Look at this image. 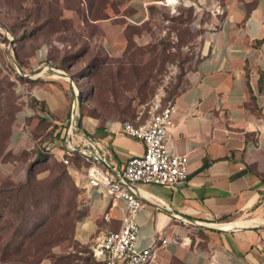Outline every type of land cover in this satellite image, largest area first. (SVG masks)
Instances as JSON below:
<instances>
[{
    "label": "crops",
    "instance_id": "obj_1",
    "mask_svg": "<svg viewBox=\"0 0 264 264\" xmlns=\"http://www.w3.org/2000/svg\"><path fill=\"white\" fill-rule=\"evenodd\" d=\"M199 1L208 6L219 1L224 12L216 27L205 30L203 55L173 100L176 126L169 147L188 154L190 173L175 186L130 184L144 202L135 215L138 245L168 238L159 248L160 264H264V220L220 226L254 211L264 216V0ZM111 2L115 8L108 6L104 17L89 21L96 27L97 47L117 57L126 49L128 27L149 20L158 1ZM43 55L32 57L26 74L31 86L24 94L35 105L26 99L16 112L7 150L20 154L42 140L62 141L64 148L76 146L75 153L86 152L91 162L99 160L119 176L131 155L143 153V142L111 131L109 122L82 116L69 73L42 61ZM41 118L46 129L39 127ZM70 124L77 143L70 139ZM86 168L71 167L86 206L74 239L93 249L107 232L119 229L125 209L121 200L88 185ZM26 170L24 161L0 160V179H23Z\"/></svg>",
    "mask_w": 264,
    "mask_h": 264
},
{
    "label": "rangeland",
    "instance_id": "obj_2",
    "mask_svg": "<svg viewBox=\"0 0 264 264\" xmlns=\"http://www.w3.org/2000/svg\"><path fill=\"white\" fill-rule=\"evenodd\" d=\"M157 1L149 20L128 30L126 49L115 57L97 47L92 40L96 27L89 21L104 17L108 6L115 8L111 0H0V160L12 155L27 163L23 179L4 177L0 188L31 183L28 201L35 198L40 206H31L26 232L41 226L44 237L55 235L52 255H71L75 264H101L89 245L74 239L76 224L86 213L76 174L53 154L7 150L16 112L27 99L21 88L31 86L26 74L40 52L42 61L51 60L73 79L82 116L101 124L145 123L187 86L188 73L203 55L205 30L216 27L221 14L219 1L209 6L199 0ZM27 101L35 105L32 98ZM39 127L46 129L44 122ZM9 217L16 221L8 208H0V226ZM250 219L256 224L264 216L254 211L229 221ZM56 259L47 256L35 264H55ZM0 264L15 263L0 259Z\"/></svg>",
    "mask_w": 264,
    "mask_h": 264
},
{
    "label": "built area",
    "instance_id": "obj_3",
    "mask_svg": "<svg viewBox=\"0 0 264 264\" xmlns=\"http://www.w3.org/2000/svg\"><path fill=\"white\" fill-rule=\"evenodd\" d=\"M217 11L224 12L222 4L218 6ZM72 82L74 92L79 96V90L73 80ZM21 90L24 92L23 88ZM176 112V103L172 101L155 112L145 123L109 122L111 131L139 139L144 144L143 153L131 155L119 176L113 175L99 160L91 162V157L87 156L86 152L83 153L84 158L90 162L85 171L88 185L102 190L114 200H121L125 209L119 229L107 232L92 249L93 256L101 264H160L159 248L168 242V238L160 236L148 247L138 245L139 227L135 215L144 202L130 184L144 182L175 186L188 178L190 173L188 154L174 152L169 147L171 133L176 126ZM74 131L75 126L70 124L68 127L70 139L77 143ZM41 148L72 167L70 157L77 150L76 146L64 148L62 141H59L43 143ZM172 241L180 243L176 238ZM212 264L217 263L212 260Z\"/></svg>",
    "mask_w": 264,
    "mask_h": 264
},
{
    "label": "trees",
    "instance_id": "obj_4",
    "mask_svg": "<svg viewBox=\"0 0 264 264\" xmlns=\"http://www.w3.org/2000/svg\"><path fill=\"white\" fill-rule=\"evenodd\" d=\"M134 27L135 26H129L128 30H131ZM41 121H46V119L41 118ZM42 142L43 140L31 150V154H37L39 157L49 155V153L42 150ZM5 160H17V158L10 155V157ZM70 162L72 164L81 162V164L85 166L90 164L89 161L77 153H74V155L70 157ZM8 185L0 188V208H8L9 212L12 215L14 214L17 218L15 221V218L9 217L5 220L4 225L0 226V232L3 231L2 233L4 234L0 235V259L14 262L15 264H35L47 256H52L58 258L56 259L55 264H75L73 263L71 255L58 257L52 255L50 248L52 243L55 241L54 239H56L55 235L50 238L47 236L44 237L41 235V226L38 227V229L36 228L30 232H26L27 225L30 221L31 206L34 208H39L38 206H40L39 203L36 202L35 198L32 202L28 201L27 189L31 186V183L26 181L25 183L16 185L15 183L10 182ZM39 225H43V222ZM59 233L60 232H58V234ZM19 237L21 241H18Z\"/></svg>",
    "mask_w": 264,
    "mask_h": 264
},
{
    "label": "bare ground",
    "instance_id": "obj_5",
    "mask_svg": "<svg viewBox=\"0 0 264 264\" xmlns=\"http://www.w3.org/2000/svg\"><path fill=\"white\" fill-rule=\"evenodd\" d=\"M168 3H173L174 0H166ZM62 71V70H60ZM58 76V75H56ZM255 219V218H254ZM261 220V219H260ZM263 222V221H262ZM252 223V220H240V221H234V222H227L223 223L220 226L223 228H232V227H241V226H247Z\"/></svg>",
    "mask_w": 264,
    "mask_h": 264
},
{
    "label": "water",
    "instance_id": "obj_6",
    "mask_svg": "<svg viewBox=\"0 0 264 264\" xmlns=\"http://www.w3.org/2000/svg\"><path fill=\"white\" fill-rule=\"evenodd\" d=\"M70 77V75H68ZM71 80H73L71 77H70Z\"/></svg>",
    "mask_w": 264,
    "mask_h": 264
}]
</instances>
